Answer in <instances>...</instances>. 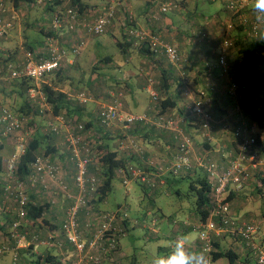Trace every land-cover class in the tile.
<instances>
[{
	"label": "built area",
	"instance_id": "obj_1",
	"mask_svg": "<svg viewBox=\"0 0 264 264\" xmlns=\"http://www.w3.org/2000/svg\"><path fill=\"white\" fill-rule=\"evenodd\" d=\"M36 1L37 4L48 3L54 6L51 21L52 30L58 32L60 36L65 28L68 29L71 34V38L65 41L68 49L61 48L57 38L47 37L43 46L36 53L23 51L21 60H7L4 64H0V78L10 81L31 80L32 86L27 89V95L31 104H36L39 107L40 116L45 118L41 131L44 134L62 136V144L66 145L69 151L67 161L73 166L74 190L64 183L62 167L45 155L37 156L30 164L27 175L20 177L18 173L19 159L25 153L33 127L29 126L28 128L27 118L18 117L0 105V139L15 144V151L5 161L3 179L5 183L2 184L4 199L12 201L16 205L17 217L9 224V239L18 240L21 237L19 230L26 221V209L30 204L28 191L37 188L39 183L45 190H52V186L44 183V179L47 178L69 201V204L60 227L62 238L56 240L54 236H49L45 244L60 251H64L65 245H68L69 252L62 254L65 264H103L117 252L119 240L125 235L122 220L126 219V214L122 213L120 216L117 212H103L95 208L94 202L99 194L98 190L102 180L89 172V165L93 162L92 148L95 145L93 144V131L87 128L85 123L69 121L61 115H52L51 106L40 90V85L48 75L59 70L64 63L71 64L70 56L81 54L90 35L96 36L106 32L118 6L129 0H108L107 7L96 10V16L92 20L82 18L83 16L74 7H68L67 4L60 8L56 4L57 0ZM221 1L228 3L226 7L231 13L245 10L250 3V0ZM8 3L10 4L9 0H0V37L2 38L13 27V24L17 20L19 21L16 10L9 7ZM168 10L169 5L160 7L161 13ZM241 18L234 23L231 20L222 22L219 26L221 27L220 33L225 36L219 53H216V65L223 75H227L230 71V65L226 58L227 49L231 46L228 34L234 29L236 23L239 24ZM249 28V34L254 36V21L249 23ZM129 34L137 41H135L137 44L144 43L149 50L156 55L163 56L175 68L182 64V57L175 44L165 42L160 36L144 29L131 30ZM143 75L148 82L150 100L156 104L159 96L152 88L153 81L148 74ZM210 78L209 73L206 77L208 81L206 87H202L196 92H186L187 114L191 119L199 120L201 134L206 141L212 140V125L215 119L210 108L217 93V87ZM237 91L238 85L230 81L226 94L234 101L233 112L236 116L231 123L227 120L219 122L223 132L230 131L232 135V148L228 152L226 165L221 166L216 162L201 158L196 159L194 165L191 160L193 141L182 128V120L158 114L154 117L153 124L160 130L170 131L177 144L174 161L166 168L157 167L156 174L165 172L173 175L187 174L193 170L194 166L202 169L207 175L210 185L209 217L205 222L199 221L195 225L190 224L193 231L197 232L198 251L209 255L213 249V240L229 237L243 241L247 247L252 249L257 264H264V250L254 242L260 231L259 224L254 220L245 222L232 218L230 202L226 198L231 188L241 190L245 182L254 181L256 177L252 175L253 172L260 171L264 178V162L256 152L257 128L255 124L248 123L244 117L240 106L241 99L237 95ZM73 97L81 105L92 102V99L83 92H78ZM121 108L122 104L117 98H113L105 104H99L94 115L96 123L112 130L119 123L123 124L125 129H129L132 126L151 121L148 115L127 114ZM118 146L119 150L127 154H136L139 158H143V151L132 137L121 141ZM149 166L154 165L149 162ZM117 173L125 185L130 181H139L146 187H156V175L146 170L128 166L119 168ZM33 241L38 242L36 237H33ZM8 250H12V248L0 242V255ZM195 250L196 248H193V251ZM17 260V254L14 253L12 264H16Z\"/></svg>",
	"mask_w": 264,
	"mask_h": 264
},
{
	"label": "trees",
	"instance_id": "obj_2",
	"mask_svg": "<svg viewBox=\"0 0 264 264\" xmlns=\"http://www.w3.org/2000/svg\"><path fill=\"white\" fill-rule=\"evenodd\" d=\"M9 1H10L11 7L15 10H19V8H21V7L28 8V6L42 7L44 9L43 10L44 11V17L42 18V20L46 19V21L48 22V25L39 26V28H38V32H40L41 35L44 37V40L42 42L35 40V39H29L24 34V30H23V36L25 35L24 44L16 47L14 50H8V49L1 50L0 49V64H4L5 61H7V60L8 61H16V59H17L16 55L19 54V52L21 53V57H22L23 51H30L32 53H36L38 51V49L43 46L45 38H47V37L57 38L59 40V46L61 48H64V49H68L66 44H65V41L68 39H64L65 37L71 35L68 32V29L65 28L63 30L64 35L62 32V34L60 36H59L58 32H54L52 30V22L51 21H52V12L54 11V6L52 4H48V3L37 4L36 0H9ZM62 1H64L65 4H67L66 6L74 7L78 11V13H80L83 16L82 18L85 17V18H88V20H92L96 16L95 11L92 13L88 11L90 6L84 0H62ZM62 1L57 0L56 4L58 5ZM134 1H139V0H129L125 4L118 6V8L116 9V13L114 15V18H112V22L110 23L109 27H112L113 23L116 21L117 17H119L120 14L124 15L123 20L124 19L125 20L123 23V27L121 29V35H122L121 40H119L118 38H115L114 43L119 48L121 53H127L129 51V49H131V48L137 50V52L139 53V55L137 57L138 59H140L143 56V57H145V59L147 61L149 60V62H147L145 64L143 63V65L145 67H147L149 65H154V64L156 65V67H161L160 64H163L162 61H163L164 57L161 55L154 54L151 50H149V48L147 46H145L144 43L137 44L136 43L137 41L132 36H130V34H129V32L131 30L145 29L147 32H150L152 34H156L163 39V37L159 34V32L162 30L157 29L158 19L160 18V20L163 21L162 20V18H163L164 21L160 22V23L167 24V26L164 28V30L175 31L177 33L176 42L173 43V42L166 40V39H163V40L165 42L170 43V44L177 43V45L176 44L175 45H176V47H177V49L181 55V53H184V51L186 49H188V46L190 47V44H192V43L199 44V43H201V41L202 42L206 41V38H204V36H203L204 33L206 32L205 30L207 29L209 24H213L212 26L214 27V30L217 31V32H215V34H217L221 40L217 50L215 51L218 54L220 45H221L222 40L225 36V34L220 33V28H221V27H219L220 24L222 22H226L228 20H231L234 23L237 21V19L242 17L239 24L236 23L234 29L230 32V34H228V38L231 41V46L228 47V49H227L226 58H227V61L230 65V71L228 72L227 75H223L222 72L220 71V69L219 68L218 69H219L220 76L225 78L224 80L227 82L226 92L228 90V86H229L230 81L235 82L238 85L237 95L241 99L240 100L241 110L244 114V117L248 121V123L255 124V126L257 128L258 133L256 136V143H255L256 144V152L264 162V96H261L260 92H259L260 90H262L264 88V42L257 41L255 39V36L249 34V32H250L249 23L254 21L252 13H251V0H250L249 5L246 7L245 10H242V11L239 10V11H236V13H231L228 11V9L226 7V4H228V3H226V2H222L221 0H208L210 2H213V1L220 2L224 7L225 12L227 13L226 20H223V21L219 20L218 16H216V17H213L214 19H212L211 22H209L208 18L206 19V17H204V16L196 15L195 11L189 12L188 9L185 8L187 6H183V3L180 1L177 2L176 0H174V3L173 2L163 3L162 5H169V10L165 13H161L160 7L162 5H160L159 7H155V5H154L155 0L154 1L145 0L146 4H148L149 7L151 6V8H152V6H154V10L148 9V11L142 13V15L144 14L143 17H145V18L147 17L146 20H147L148 25L154 22L156 24V28H155V26H154V28H152V27H150V25L148 26V28H141V27H138L136 25L137 24L136 19L138 18V16L135 17L134 13L132 12V9H131V3ZM180 5H181V7H180ZM106 7H107V2H106V4H103L100 7H98L97 10H102ZM181 8L187 9L184 12L185 17L181 18L183 20V22L185 23V24H183V28H182V25H177V23L172 22V20H168L164 16L169 11H172L173 14L175 15L177 12L178 13H179V11L181 12ZM155 13H157L158 16H155L154 15ZM129 14H131V15H129ZM215 18L218 19V21H216ZM200 19L203 22V25H200V22H199ZM19 23H20V21H19ZM16 24L17 23H14L13 27L9 31L13 30L16 27ZM17 25H18V27H20L19 24H17ZM184 26H186V27H184ZM190 26L194 27V29L192 31H190L187 28ZM156 29H157V31H156ZM108 31H106L100 35H96V36L90 35L89 38L99 37L105 33H109ZM110 34L112 35V33H110ZM199 35L200 36L202 35L201 38L203 40H201L200 42H197L200 39V38H198ZM6 36H7V34L5 35L4 38L0 37V39H5V38H7ZM204 45H205V43H204ZM13 51H14V53H12ZM78 56H74V57L70 56V58L73 59V62L71 64L64 63L63 66L69 65L68 67H70L71 65H73V66L76 65ZM193 56H192V58H193ZM189 57H191V56L189 55ZM214 57H215V63H217L216 54L214 55ZM21 59L22 58H20L19 60H21ZM98 61H101L103 63L104 62L110 63L112 60H111V56L106 55L103 58H99ZM156 63H158V65ZM155 65H154V67H155ZM63 66H61L59 70L51 73L50 75H48L45 78V81L43 83H41V85H40V88H41L40 90L43 92V94L45 95V97L47 99V102L51 106L52 115H54V116L61 115V116L65 117L66 120L81 122V121H83L82 120L83 119V117H82L83 110H84L85 106H88V104L87 105L79 104L78 101L75 100L73 97L75 95H71V94H69L63 90L64 72H66V70L64 71L62 69V68H64ZM138 66H139V64H138ZM169 66L171 67L172 65L169 64ZM172 67H174V66H172ZM205 67L207 69L206 74H209V73L211 74V73L215 72L214 66H212V68H210L208 66V60L205 64ZM259 68H261L263 70V72H262L263 74L260 78L255 79L252 77V75ZM167 69H166V72H164L162 70L160 71L161 75L157 79V83L155 84V86L154 85L153 86L155 87V90L160 95L159 100L157 102L158 109H160V112L164 113V115L169 116L168 113H166V112L173 110L177 107V103L174 100V98L180 92L175 94V95L170 93L171 84H170L169 78L166 76L170 73L168 72ZM152 71L154 72V69H152ZM167 72H168V74H167ZM95 74H97V72H95ZM149 78H151L150 75H149ZM178 79L180 81V77ZM178 79H177V83H180L178 81ZM0 81L2 82V84L7 85L8 87L12 88L13 92L12 91L11 92L17 94V96L21 99L20 106L17 109L15 108V111H11V112L18 117L27 118V120L29 121L28 128H29V126L33 127V130H31L29 138H28V144H27V148L25 150V153L20 157L19 163H18V173H19L20 177H25L27 175V173L29 172L30 164L35 160V158L37 156H43V155L48 156V155L52 154V152L55 151V148H54V146H51V144H62L63 143V137L60 135L55 136L53 134H44L42 131L41 132L39 131V126L35 122V119L39 118L38 122L43 127V124L45 122V118L43 116H40L41 114L39 112V107L36 104L32 105L31 101L29 100V97L27 95V89L30 86H32L31 80H29V79L28 80L27 79H18V80H11L10 81L7 79L4 80V79L0 78ZM260 86L263 88L259 89ZM95 98L97 100L98 96H95ZM215 102L216 101L214 100L213 103H215ZM213 103H212V105H213ZM0 105H1V103H0ZM185 109H186V107H185ZM97 110H98V105H96V112H97ZM94 117H93V120L91 121L92 123L86 122L85 125L87 128L92 129L93 134H94L93 144H95V145L92 148V157H93V162H94V158H97V160H98L99 171H97V172H99V174L97 176L100 177L102 180L100 187H99V190H98L99 194H98V196L94 202V206H95V203L97 204L98 202H101L106 198V195L111 190L112 179L114 177H120L121 178V176L118 175V173H117V170L119 168H125L128 166H133L135 168H139V167L135 166L132 163L133 157L137 156L136 154H127V153L119 150V146H118V149L115 151L108 147L107 144H110L109 141L112 140V138L110 136L113 135L112 134L113 130H109V129L97 124ZM191 120H194V119H191ZM226 120L231 123V122H233L234 118L229 117ZM194 121L197 122V125L199 126V129H200L199 120H194ZM215 123H218L222 129V125L219 122H216V120H215V122L212 125V130H213V126ZM143 125L144 124H138V126L130 128V129H132V131H131V135L133 136L132 138L135 140L136 144H138L136 141V139H137L136 135L140 131L137 129L138 128L140 129V127ZM200 132H201V129H200ZM121 141H125V139H123V140L120 139L118 144H120ZM174 141H175V144H177L176 140H174ZM3 144H5L3 142V139H0V149L3 147ZM63 147L66 151V159H67L69 157V151L67 150L66 145L63 144ZM40 151L42 152L41 154H40ZM10 156L11 155H9V157ZM1 162H2V156L0 155V166H1ZM92 163L89 165V171L93 170V168H94V167H92ZM147 168H151V167H147ZM147 168H140V169L146 170L149 173L154 175V173L151 170H148ZM192 172H193V170L190 173L182 174L184 176H181V178L183 177L185 179L191 180V178L195 174L194 172L193 173ZM192 174H193V176H191ZM252 175H255L256 179H254V181L252 180V181L245 182L241 190H235L234 188L230 189V191L226 195L227 201L230 202V206H231V203H233L235 200L238 199V198L236 199V197L239 195L240 192H241V194L244 193L245 186L249 183L253 184L251 187L253 188L254 193L258 197L264 198V178L261 176L262 175L261 172L260 171H257L256 173L253 172ZM2 180L3 179H1V181H0L1 185L3 184ZM155 181H156V177H155ZM122 182H123V180H122ZM189 186H190V189L195 192L194 213L198 216L199 221L205 222L209 217L208 195L210 192V185L208 183L207 175L206 174L202 175L201 173H198V175H196V179L189 182ZM156 187H157V182H156ZM1 188L3 189V187H1ZM230 192L231 193L236 192V193L232 194V197H231ZM46 207H47L46 205H44V206H33V205L29 204L27 209H26L27 210V218L34 220V221H36L37 219H40L42 217ZM95 208H97V207L95 206ZM97 209H99V208H97ZM119 210H120V208L116 212L119 213V215L121 216L122 213H120ZM100 211H102V210H100ZM103 212H107V211H103ZM231 215H232V218L235 219V217L233 216L232 209H231ZM252 220L255 221V219H253L249 215L245 220L239 219L238 221L249 222ZM122 224L125 227V233H126V230L128 228V218L127 217H126V219L122 220ZM259 232H258V234H259ZM258 234H257V236H258ZM221 238H224V237H221ZM236 241H239V242L244 244L246 250H248L250 255H251L250 258L254 259L255 264H257L256 258L254 257V255L252 253L253 252L252 249L247 247L243 241H241V240H236ZM214 248H215V240H213L212 252L209 254V256L212 255L211 256L212 261H216L222 257H226L230 264H235V262L237 261L238 255L236 253L232 252L231 250L214 252ZM244 264H246V263H244Z\"/></svg>",
	"mask_w": 264,
	"mask_h": 264
},
{
	"label": "crops",
	"instance_id": "obj_3",
	"mask_svg": "<svg viewBox=\"0 0 264 264\" xmlns=\"http://www.w3.org/2000/svg\"><path fill=\"white\" fill-rule=\"evenodd\" d=\"M131 9L132 12L134 13V16L135 17L138 16V18L136 19L137 20L136 25L138 27L148 28V26L150 25V27L154 28L155 26L156 28V24L154 22L153 24L151 23L148 25L146 20L147 17L145 18L143 17L144 14L142 15V13L148 11V9L154 10V6H152L151 8V6L149 7L148 4H146L145 0H139L136 1L135 3H131ZM212 25L213 24L208 25L207 29L205 30L206 32L203 35L204 38H206V41L204 42L201 41L203 40L201 38L202 37L201 35L199 37L200 38L199 41H197V42L201 41V43L199 44L192 43L190 44V47L188 46V49H186L184 53H181L182 64L178 68H174L172 66L170 67L167 61H165V58H163L162 61L163 64H160L161 67H156L155 64H154L155 67L154 65H149L145 67L143 63L145 64L149 62V60L147 61L143 56L140 59H138V64H139L140 74L150 75L154 86L157 83V79L161 75L160 71L162 70L166 72V69L168 68L167 70L170 74H168L167 72L168 75L166 76L169 78L171 84L170 93L174 95L179 92L180 93L174 98V100L177 103V107L166 113H168L169 116L181 119L182 128L184 129L185 133L192 138L193 141V148L191 153L192 163L195 165V160L201 158V159H208L218 163L221 166H225L228 161V152L232 148V144H231L232 135L230 131L224 133L221 129V126L218 123H215L212 130V140L206 141L201 135L197 122L191 120L188 117L187 111L185 109L186 107L185 105L187 104L186 92L187 91H189V93L190 91L196 92L198 89L202 87H206V84L208 82L206 80V77L208 76V74L206 75L207 69L205 67V64L207 62L209 55L214 57V55L217 53L215 51L217 50L221 42L220 37L217 34H215V32L217 31L214 30V27ZM166 26L167 24L165 23L158 24L157 29L162 30L159 32V34L163 37V39L169 40L173 43L176 42L177 33L175 31L164 30ZM175 44L177 45V43ZM0 49L6 50V48L3 47H0ZM12 53H14V51ZM189 55L191 57H189ZM20 57H21V53L19 52V54L16 55V58L20 59ZM156 64L158 65V63ZM208 66L210 68H212V66L215 67V72L210 74L211 75L210 79L217 87V93L214 96V100L216 101L215 102L216 104L213 103V105L211 106L210 108L211 114L213 118L216 120V122L226 120L229 117L234 118L236 116L235 113H233L234 101H232L229 97H227L225 93L227 88V82L224 80L225 78L220 76L219 69L216 63L212 64L208 61ZM152 69H154V72H152ZM177 77L178 78L180 77V81ZM177 79L180 83H177ZM139 86H141L142 88L145 89V91L148 92V82L146 77H145V81L139 82ZM154 86H152V88L154 89L155 92H157ZM129 95L133 97L132 94ZM158 96L160 97L159 94ZM121 104H122L121 109L124 113L132 114L129 113L128 109L125 107V105L122 102ZM135 105H137L136 102ZM87 108L88 106H85L83 110L82 120L83 121L86 120L83 123L86 122L92 123L91 121L93 120L96 110L93 113L91 110ZM146 109L147 110L144 114L148 115L151 118V121L144 123V125L141 126L140 129L138 128L137 130L140 131L136 135L137 136L136 141L140 144V146L144 150L143 158L141 159L138 156H134L132 163L139 168L151 167L147 169L151 170L156 175V182H157L156 191H158V193L164 191L166 194H168L169 193L168 188L172 186V184H170L172 182L169 173L165 172L157 175L156 169L157 167L166 168L168 165L171 164V162L174 161V154L176 148V144L174 141L175 139L170 131L160 130L155 126V124H153L154 117H156L158 114L164 115V113H161L160 109H158V104L157 103L155 104L152 102V100H149V105L147 106ZM131 131L132 129H125L121 125H118L116 128L113 129L112 131L113 135L110 136L112 138L113 145L110 146V144H107L108 147L114 151L117 150L118 149L117 144L120 139L127 140L129 137H133L131 135ZM3 142L5 144H3V147L1 149L7 150L8 152L7 158H9V155H11L15 151V144H12L8 140H3ZM51 146H54L55 151H53L52 154L48 155V157L51 159L52 162L57 163L62 167L64 183L70 189L74 190V184L72 180L73 166L66 159V151L63 147V144H51ZM41 153L42 152L40 151V154ZM7 158L5 159L2 158V162L0 166V181L1 179H4V167ZM149 160L154 162L152 163L154 166H149V162H150ZM92 167H94L93 170L89 172L91 174L98 175L99 172L97 171H99L98 168L99 164L97 158H94ZM193 172L196 175H198V173L205 175L202 170L196 168L195 166L193 168ZM195 174L194 176L193 174L191 175L193 176L191 180L189 179L187 180H189L190 182L196 179ZM2 183L3 184L5 183L4 180H2ZM44 183L48 186H52V190L50 191L45 190L43 188V185L39 183L37 188L28 191V198H29V203L33 206L46 205L47 207L45 208V211L40 219L34 221L29 218H26L25 223H23L22 227L19 230L21 237L18 240L9 239V232H10L9 224L11 223L12 220L16 219L17 217L16 205L12 201L4 199L1 188L2 185L0 184V242L12 248V250L5 251L0 255V264H12L14 253H16L18 257L16 264H65L63 263L62 254L64 252L68 253L70 247L68 245H65L64 251H60L57 248L48 247L45 244V242L49 236H54L56 240L62 238L60 227L65 215V210L68 207L69 201L66 200L61 195V193L57 190V188L53 186V183H51L47 178L44 179ZM252 185H253L252 183L247 184L245 186V189L248 186H252ZM234 193L236 192L233 193L230 192L231 194L230 196L232 197V194ZM244 193L241 194L240 192L238 195L239 197L238 196L236 197V199L237 198L238 199L235 200L233 203H231L233 216L244 205V202L241 199V197L244 198L243 196ZM239 200L241 201L240 203ZM105 204H106V198L103 201L98 202L97 204L95 203V206L103 211L104 209H101V206ZM249 215H252V213L250 212L248 213V215H243L240 218V220H245ZM190 218L191 219L189 220L194 222L192 225H195L199 222V218L195 213L190 215ZM161 220L167 221L169 224V226H164V228L170 227L172 228V230L170 229L169 237H165V235L161 233L165 240L168 239V245L164 246L163 248L159 247V250L167 252L169 250V246L171 242L174 241L177 236L181 234H186L190 241L192 250L193 248H196L195 252H199L197 249L198 246L197 239L194 237V235L192 236L189 233V227H191L190 224L179 221L175 217L172 219H168L165 218V216H163ZM172 223L173 225L171 226ZM159 232H161V230H159ZM152 233L155 232L152 231ZM126 235L127 233H125V235L119 240L117 252L111 255L106 261H104L103 264H115V262L118 261L119 255L121 253V243L123 239L126 237ZM33 237H36L38 242H34ZM226 250H231L232 252L238 255L235 264H244V263L255 264L254 259L250 258L251 255L249 251L246 250L243 243L228 237L215 239L214 252L226 251ZM211 256L208 257L212 264Z\"/></svg>",
	"mask_w": 264,
	"mask_h": 264
},
{
	"label": "rangeland",
	"instance_id": "obj_4",
	"mask_svg": "<svg viewBox=\"0 0 264 264\" xmlns=\"http://www.w3.org/2000/svg\"><path fill=\"white\" fill-rule=\"evenodd\" d=\"M84 1L90 6L88 11L91 13L107 2V0ZM176 1H180L183 3V6H187L185 8H187L189 12L195 11L196 15L204 16L206 19L208 18L209 22L216 16L222 21L227 18V13L220 2H210L208 0ZM135 2L136 1L132 3ZM166 2L174 3V0H155L154 5L155 7H159ZM64 5H66L64 1L58 4L60 8ZM8 6L11 7L9 3ZM187 9L181 8V12H177L175 14L176 16L172 11H169L164 16L168 20L177 23V25H182L183 28V24L185 23L181 18L185 17L184 12ZM43 10L44 9L39 6H28V8L21 7L19 10H16L20 21L19 23L17 20L16 23L21 25L18 27L16 24V27L7 33V38L0 39V47L14 50L16 47L24 44L25 35L29 39L42 42L44 37L38 32V28L39 26L48 25L46 19L42 20L44 17ZM154 15L158 16L157 13ZM123 17L124 15L122 14L117 17L112 27L107 29L109 33H105L96 38H87L86 46L77 57L78 63L76 65H71L70 67H68L69 65L63 66L64 68L62 69L64 71L66 70V72H64L63 90L71 95L83 92L86 96L93 99L92 102L88 103L87 108L93 113L96 110V105L99 106V104H105L109 100L117 98L118 101L125 105L129 113L142 116L145 115L144 113L147 110L146 108L149 105L150 98L148 92L139 86L140 81H145V76L140 74L138 66L137 57L139 53L132 48L129 49L127 53H121L114 43L115 38L121 40V29L125 20H123ZM201 19L199 22L200 25H203ZM162 20L164 21L163 18ZM215 20L218 21L216 18ZM163 21L159 18L158 24H161L160 22ZM187 28L190 31L194 29L192 26ZM110 33H112V35ZM199 37L200 35L198 38ZM70 38L71 35L64 39ZM106 55L111 56L112 61L110 63L98 61L99 58H103ZM17 60L19 59H16V61ZM207 60L212 64L215 63V57L209 56ZM261 70V68L257 69L252 77L255 79L260 78L263 74V70ZM95 72H97V74H95ZM262 88L261 86L259 87V89ZM11 91L12 88L2 84L0 81V103L8 110L15 111V108L17 109L20 106L21 99L17 94ZM259 92L261 96H264V88ZM129 94H132L133 97ZM95 96H98L97 100ZM135 102L137 105H135ZM38 121L39 118L35 119V122L39 126V131L41 132L42 126ZM85 121L86 120L80 123ZM118 125L123 127V124L119 123L117 126ZM109 142L110 146H112V140ZM138 145L144 152L139 143ZM0 155L3 159L7 158V150L0 149ZM149 161L154 163L151 160ZM169 176L172 186L168 188V194L164 191L158 193L156 188L146 187L139 181H131L127 185H124L120 177H114L112 179L111 190L106 195V204L102 205L101 209L107 212H116L120 208L119 212L125 213L128 218L127 235L121 243V253L115 264H150L151 259L157 253H165L159 250V247L163 248L167 246L168 239L165 240L161 233H163L165 237H169V232L172 228H164V226H169V224L167 221L161 220L163 216L168 219L175 217L177 220L188 224L194 223L189 220L191 219L190 215L194 214L195 202V192L190 189L189 180L181 178V175L169 173ZM243 196L244 198L241 197V199L244 205L235 213L234 217L239 220L243 215H248L250 212L252 213L250 216L255 219L260 226V232L254 239V242L264 250V198L258 197L251 186L245 189ZM240 202L239 200V203ZM172 225L173 223L171 226ZM159 230H161V232H159ZM152 231L155 233H152ZM189 233L192 236L194 235L197 239V232L193 231L191 227H189ZM212 264H229V262L226 257H222L216 261H212Z\"/></svg>",
	"mask_w": 264,
	"mask_h": 264
},
{
	"label": "clouds",
	"instance_id": "obj_5",
	"mask_svg": "<svg viewBox=\"0 0 264 264\" xmlns=\"http://www.w3.org/2000/svg\"><path fill=\"white\" fill-rule=\"evenodd\" d=\"M251 13L255 39L264 42V0H251ZM150 264H211V261L205 253L193 251L188 236L181 234L171 242L167 252L157 253Z\"/></svg>",
	"mask_w": 264,
	"mask_h": 264
}]
</instances>
